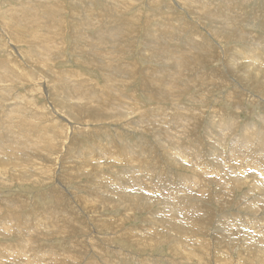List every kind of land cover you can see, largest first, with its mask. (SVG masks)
<instances>
[{
	"label": "rangeland",
	"instance_id": "rangeland-1",
	"mask_svg": "<svg viewBox=\"0 0 264 264\" xmlns=\"http://www.w3.org/2000/svg\"><path fill=\"white\" fill-rule=\"evenodd\" d=\"M9 1L12 2L13 0H0L1 10L7 11L12 7L9 6ZM59 1L61 9H63L56 11L61 20L60 26L55 17L45 18L46 22L42 26L47 34L44 33V35L52 41L50 48L53 50L51 52L58 51V53L50 55V62L43 63L39 58L38 61L37 59L34 61H30L28 58L22 59L24 56L22 50H25L26 46L14 43L11 37L8 38L9 32L5 33L4 38L1 31L3 26L0 24V38L5 39L4 45L3 42L0 43L1 55H3L2 51L6 53L8 51L9 54L13 55L8 58L0 56V66L5 67L6 61L12 60L20 67L18 70L21 72L23 70L32 72V66H36V70L40 72V74H36L37 79L32 82L25 81L23 76L17 77V80L13 79L8 85L7 94L10 97L5 102H22L24 99H28L30 102H34L38 110L46 116L42 120L44 126L51 125L60 127L61 131L68 130L67 136L64 135L67 139L64 137L59 143L55 140V143L47 146V154L43 160L49 161V164H41L43 169L48 172L46 175H41L43 183L33 185L29 182L13 181L14 179L8 174V183L11 182L12 184H7L6 187L0 185V264H249L246 260L250 258L251 252L248 254L242 250L245 244L240 232L242 234L245 232L238 228V225H242L246 217L248 219L251 216L256 217V220H261L259 231L262 230L260 232L263 234L259 233V235H264V203H258L253 199L254 193H258V191L253 192L249 189L253 171H255L253 168H257V175L261 177V170L258 166H260L263 157L260 158L261 153L259 152L254 153L256 157L254 159L246 155H244L246 158L240 156L239 159H236L233 156V159L232 155L229 154L232 149L231 142L244 134V132H240L245 127L248 128L250 134L258 135V133L252 132V129L255 128L264 134V97L257 93L259 89L264 91V86L257 89L251 83V81L259 82L264 78V64L259 61L254 64L247 60L240 61L239 70H246L247 68L243 70L241 67L249 64L252 66L251 69L248 68V79L251 81H243L239 74L235 73L234 68L227 65L226 60L234 53L232 48L239 49L244 55L247 50L254 48L251 43L255 45V42L264 41V0H235L237 6L234 5L233 9L227 10V7H224L226 10L224 12L223 8H220L221 16L228 15L240 19L237 23H233L231 20L233 24L227 23L225 20L204 18L200 21L202 17L199 15V11L203 8L196 4V0H193V3L187 2V8L179 0H167L171 4L167 7L174 10L175 17L182 19L180 22V19L173 18L168 26L165 23V28H169L167 31L173 29V31L176 30L174 32L177 34H179L178 31H182L180 35H175L176 38L172 42L164 40L163 32H159L160 23L152 16L154 9L149 6V0L136 1V4L131 7L127 14L119 10L116 11L115 16L109 10L111 0H93V3L87 8L81 7V0H72L77 8L71 7L68 0H58L57 2L59 3ZM204 1L207 11L212 15L217 13L213 10V6L217 8L225 3V1L220 2V0ZM215 2L217 3L215 4ZM210 4L213 6L210 7ZM12 5H15L14 2ZM80 8L85 19L86 16H98L93 18L95 24L91 29L92 34L88 36L89 39H86L82 34V30L73 31L76 28H73V24L81 22L80 17H78ZM191 10L196 12L192 14ZM162 14L166 15L165 12ZM123 16L131 20L128 26L129 33L118 39V43L113 42L112 50L111 47L108 50L105 49L101 46L102 38L99 34L107 27L110 30H113L114 27L119 28L113 23L116 21L115 19ZM133 16H136V20H138H132ZM210 21L225 31L222 41H219L210 30ZM53 22H56L57 26ZM82 26L86 28L85 23H81L77 28H82ZM28 28L29 26H26V29ZM48 29L50 36L47 33ZM55 30L57 33L53 34ZM110 33L108 32V34ZM150 33H153V36H150ZM74 34L78 35V40L74 38ZM54 35H56L55 38ZM197 36L208 39L215 46L213 47L216 52L204 50L199 54L197 52L198 45L195 43H203V39L202 41H194ZM226 37H231L238 42H227ZM153 39L158 40L160 47L171 49L172 56L177 58L175 60L154 58L157 52L154 50L156 46L152 43ZM53 41L56 42V46ZM9 44L10 46H8ZM117 45H121V50L123 49L121 53L124 54L115 53ZM93 49L98 50L99 56L96 61L90 58L95 53ZM110 50L113 53L109 52ZM153 52L156 53L153 55ZM105 54L108 56L102 57ZM181 56H184L182 62L185 60L189 62L188 68L193 69L194 72L184 70L182 75V66L180 77H175L172 98L163 100L158 95L159 88L170 79V76L179 71L177 63L182 59ZM163 57L165 56L163 55ZM195 58L199 59V64L202 67L198 66ZM107 65L119 69V73L112 74L110 80L103 79L101 73L100 67ZM164 65L170 68L167 72H163ZM129 67L133 72L129 71ZM153 71L162 72L161 75L166 74L157 82L146 86L144 81L151 77L150 73ZM52 73H56L64 80L69 79V83L75 77L68 73H76L79 76L78 80L80 79L81 87L88 90V94L89 91L92 96L99 94L97 103H101V110L93 113V123L77 121L75 124L76 121L68 116H56V114L51 113L53 111L51 109L53 108L52 103H54L52 97L55 94L47 84V80ZM114 77L121 78V80L128 78V85L115 84L112 81ZM185 77L192 79L187 85H183L185 84ZM15 80L16 82H13ZM179 83L183 84L178 85ZM32 92H36V94ZM105 94V101L100 100ZM92 96L90 97L92 98ZM93 98L96 100L95 97ZM73 103L71 102L70 105ZM93 104L95 103L93 102ZM2 106H0V124L2 123L1 118L4 117L2 109L6 108L3 104ZM43 106L49 107L45 109ZM135 106L138 108L136 109ZM12 107H7V109H12ZM114 109L117 111L116 113L123 114L125 112L128 115L123 119H112L110 114ZM134 109L137 110V115L133 111ZM177 114L188 115V118H193V120L187 125L181 126L180 129V125L173 122ZM109 116L110 120H106L105 117L109 118ZM97 118H102V120L98 121ZM221 118L230 123L228 132L227 128L222 125L223 120ZM79 123L80 125H78ZM232 123L233 127L236 125L237 130H232ZM186 139L189 142H185ZM199 139L200 143L198 142ZM177 143L179 146L184 143L185 146H183L190 147L189 150L192 152L188 149L187 152L184 148L178 149L176 157L171 152H173V144ZM213 147L217 149L215 150ZM86 149L91 151L88 155H85ZM183 150L187 154L186 157H184ZM258 155L260 156L258 157ZM83 156L85 159H82ZM214 156L218 159H215ZM86 159H88L87 162ZM170 161L176 162H173L174 164L171 166ZM198 161L199 163H197ZM221 161L225 163V168H223L225 170L228 168L231 170L234 162L245 165L243 168H248L246 174L249 177V186L238 189L233 188L231 184H226L217 187L216 183L219 181L221 183V178L219 176L220 179H217L212 174L217 163ZM245 161L246 164H244ZM78 164L80 165V173L76 174L75 170ZM50 166L54 167L53 170L50 169ZM162 167H166L170 171L171 177H167L166 180L158 177V172ZM82 169H86L87 172H82ZM225 170L221 169L223 173ZM203 172L205 174L211 172L213 178L210 179L214 180L212 184L206 186L201 184L199 178L204 174ZM185 181H189L190 184H185ZM117 183L119 187L129 190L140 185L142 191L145 189L143 192L149 191V196L146 198L144 197L145 194L140 195V200L132 202V210H124L123 207L114 209L104 207V196L107 198L111 193L103 190L101 197V195L95 194L94 188L97 185L98 189L100 186H104L109 190V186H114ZM146 187L148 188L146 189ZM194 187L197 189L195 190ZM177 188L184 189L182 191L186 194L189 207L185 206L184 202V206H182V198H180L182 194L176 192ZM157 190L162 194L161 196L158 194L153 196ZM95 199L97 202L100 201L98 203L102 205L98 204ZM169 200L171 203L168 202ZM120 201L129 207L130 202L123 198L117 200V202ZM249 203L257 214L254 215L249 210L244 209ZM193 204L196 207L195 210L201 209V211L193 212V216H196L193 225L195 223V227H197L190 235L201 244L196 249V255L202 254L203 256L190 259L186 253H178L180 250L178 245H176L178 249L175 246V249L172 250L168 243H161L157 240L165 228L159 213L165 215L162 211H166V213L183 221L181 217H184V208L187 212L186 210ZM167 205L170 206L169 210L165 207ZM191 208L194 210L193 207ZM209 211L210 213H208ZM198 221L201 224H198ZM180 223L182 224V222ZM153 225L155 227L152 229ZM3 229L6 231L4 232ZM159 229H161L160 232L151 233ZM200 229L202 231H199ZM238 230L242 231L238 233ZM151 234L152 239L147 244L149 247L141 249L137 245L138 240L150 237ZM260 236L259 240L261 241L262 236ZM191 250L193 251V248ZM240 250L241 255H237ZM253 262L251 261L250 264Z\"/></svg>",
	"mask_w": 264,
	"mask_h": 264
},
{
	"label": "bare ground",
	"instance_id": "bare-ground-1",
	"mask_svg": "<svg viewBox=\"0 0 264 264\" xmlns=\"http://www.w3.org/2000/svg\"><path fill=\"white\" fill-rule=\"evenodd\" d=\"M58 0H13L12 2H14L15 5H12V2L9 3V6L11 8L7 9V11L1 10L0 8V24L3 26L1 31L3 34V37L6 36V32L10 33V36L12 38V40L14 41V43L17 44H24V47L26 46L25 50H22V52L24 53V56L22 57V59L26 60V58H28L30 61H34L38 58L41 59V61L44 63L50 62V55L52 53H58V51L54 50V52H51L53 49L50 48L51 46V42L50 39H48L45 35H47L45 33V30L42 28V26L45 24V18L46 19H50V18H54L56 19V22L58 23V25L60 26L61 24V20L59 19L58 15L59 13H56V11H60L63 10L61 9V4L60 1L59 3L57 2ZM81 7L87 8L89 5H91L93 3V0H81ZM136 1L139 2V0H111V6L109 7L110 9V13L113 14L114 16L116 15V11L121 10L122 12H124L125 14H127L131 7L136 4ZM193 0H179V2L187 8V2H192ZM195 1V0H194ZM213 1V0H212ZM224 2V5H221L219 7H214L213 5L210 4V7L213 6V10L217 11L216 15H212L210 12L207 11L206 9V3L204 0H196L195 2H197L196 4H199L201 6V8H203L201 11H199V15L202 17L200 18V21H202V19H214V20H225L227 23H232L231 20H233V23H237L240 21V19L238 17H230L228 15L226 16H221L220 15V8H223L222 10L225 12V8L227 7V10L233 9L234 5L237 6V2L235 0H220V2ZM244 1V0H243ZM45 2V4H44ZM69 4L71 5V7H75L77 8L76 5L73 4L72 0H68ZM6 3V2H5ZM193 3V2H192ZM217 2H215L216 4ZM2 4V3H1ZM8 5V4H7ZM171 5L169 3V1L167 0H149V6L151 8H153V18H155L156 20L159 21V32H163V37L164 40H167L169 42L174 41V38H176V30L173 31V29H171L170 31H167L169 28L165 26L169 24V22L174 18V19H180V22H182L181 18H177L174 15V10L168 8L167 6ZM177 6V5H176ZM139 8V7H138ZM190 9V8H189ZM162 12H165L166 15H163ZM192 14H194V12H196L195 10H191ZM205 12V13H203ZM74 13V12H72ZM173 13V14H172ZM78 17H80L81 22L78 23H74L73 24V28H75L73 31H77V30H82V34L86 37V39H89V35L92 34L91 29L93 28L95 21H93L94 17H98L97 15H91V16H86V19L83 15V11L80 8V13L78 14ZM241 17V16H240ZM62 19V18H61ZM95 19V18H94ZM116 21L113 23L114 25L118 26L119 28L114 27L113 30H110L109 27H107L106 29H104L99 35L102 38V42H101V46L104 47L105 49H109L111 47V50L113 49V42L118 43V39H121L123 37V35H127L129 33V28L128 26L130 25V19L127 18L126 16L120 17L119 19H115ZM132 20H136V16L132 17ZM138 20V19H137ZM136 20V21H137ZM206 21V20H205ZM53 22L54 25L57 26V23ZM73 23V22H72ZM85 23V26H82V28H77L80 24ZM166 23V25H165ZM210 30L213 32V34L215 36H217V39L219 41H222V37L225 31L221 30V28L217 27V24H214L212 21H210ZM232 23V24H233ZM137 24V23H136ZM224 24V23H223ZM10 25H12V27H10ZM26 26H29L28 29H26ZM46 26V25H45ZM206 26V25H205ZM1 27V26H0ZM10 27V28H9ZM170 27V26H169ZM223 27V26H222ZM225 27V26H224ZM237 27V26H236ZM134 28V27H133ZM132 28V29H133ZM168 28V29H167ZM171 28V27H170ZM188 28V27H187ZM63 29V28H62ZM136 29V28H135ZM235 29V28H234ZM47 30V29H46ZM61 30V29H60ZM231 30V29H230ZM49 29H48V35L49 33ZM54 32V31H53ZM108 32H111L110 34H108ZM180 35L182 31H178ZM232 32V31H231ZM45 33V35H44ZM56 30L53 34H56ZM62 33V32H61ZM235 33V32H234ZM153 33H150V36ZM212 35V34H211ZM50 36V35H49ZM52 36V35H51ZM56 35H54L55 38ZM59 36V35H58ZM153 36V35H152ZM156 36V35H155ZM214 36V37H215ZM61 37V36H60ZM157 37V36H156ZM5 38V37H4ZM53 38V39H54ZM74 38H76V40L79 39L78 35L74 34ZM216 38V37H215ZM52 39V40H53ZM194 39V38H193ZM203 39V43H195L198 45L197 48V52H199V54L204 51V50H210L213 52H216L215 50V46L208 40L205 39L201 36H197V38L194 39V41L198 40V41H202ZM226 41H235L233 38L231 37H226L225 38ZM5 40V39H4ZM2 38H0V43L4 41ZM55 40V39H54ZM207 42H205V41ZM11 41V39H10ZM9 41V42H10ZM56 41V40H55ZM238 42V40H236ZM234 43H237V42ZM166 42V41H165ZM189 42V41H186ZM12 43V42H10ZM54 43V41H53ZM56 43V42H55ZM54 43V45H55ZM112 43V44H111ZM152 43L156 46L154 48V50L157 52H153L156 53V57L154 56V58L156 59H166V60H175L177 57L176 56H172V51L171 49H164L163 47H160V44L158 42V40L153 39ZM193 43V42H192ZM256 44H252L253 45V49L251 50H247L244 55L242 54V52L237 49V48H232L234 53H232V56H230L226 61L228 62L227 65L230 67H233L235 70L236 74H239V77L243 80V81H251L250 79H248V68L251 69L252 66L249 64L248 66L245 67H241L243 70L245 68H247L246 70L242 71L239 70V64H241L240 61H249L251 64L256 63L257 61L262 62L264 64V53H263V48H264V41L260 40L259 42H255ZM5 43L3 42V45ZM16 44V45H17ZM111 44V45H110ZM15 45V44H14ZM10 46V44L8 45ZM56 46V45H55ZM121 45H117V50L115 51V53H121ZM214 46V47H213ZM255 46H257V48H255ZM19 48H21L20 46H18ZM1 48V45H0ZM18 48V49H19ZM252 48V47H251ZM24 49V48H22ZM59 49V48H58ZM125 49V48H124ZM7 50V49H4ZM75 51L77 49H74ZM95 51V53L90 56V58L92 60L96 61V58H98L99 54L97 53L98 50L93 49ZM109 52H112V51ZM162 53L165 57H163ZM3 55H1V51H0V56H4L5 58L8 57H12L13 55L9 54L8 51L3 52ZM113 53V52H112ZM123 53V52H122ZM121 53V54H122ZM14 54V53H13ZM124 54V53H123ZM115 55V54H114ZM108 56V54L103 55L102 57H106ZM121 55L119 54V57ZM185 56V55H184ZM184 56H181V60L177 63V67L179 69V71L175 74L170 76V79L167 80L165 82V84L163 83V86L161 88H159V97L162 98L163 100L165 98H167L168 100L172 98L173 94H172V88L174 87L175 84V77L178 78L181 75V67H182V75H183V71L186 70L188 72H194L193 69H189V62H187L186 60L184 62H182ZM55 57V56H54ZM61 57V55H60ZM66 57V56H65ZM114 57V56H113ZM117 57V56H116ZM158 57V58H157ZM179 57V56H178ZM20 58V57H19ZM21 59V58H20ZM106 59V58H105ZM5 60V59H4ZM2 60V61H4ZM52 60V59H51ZM117 60V59H116ZM119 60V59H118ZM196 62L199 64V59L195 58ZM23 61V60H22ZM240 62V63H239ZM33 63V62H32ZM109 63V62H108ZM4 64V63H3ZM31 65V63H28ZM41 64V63H40ZM188 64V65H187ZM5 65V64H4ZM34 65V64H33ZM37 65V64H36ZM102 65V64H100ZM245 65V64H244ZM40 66V65H39ZM50 66V65H49ZM200 67H202L200 64L198 65ZM225 66V65H224ZM197 67V66H196ZM226 67V66H225ZM25 68V67H24ZM36 66H32L31 70L32 72H28L27 70H23V72H21V70L19 71L18 69H20V67H18L12 60H8V62L6 61V66H0V106H2V104L4 105V107L6 106L5 109H2V115L4 116L3 118H1L2 123L0 124V185L5 186L7 184L10 185L11 182L8 183L7 177L8 174H10V176L14 179L13 181H18V182H29L32 183L33 185H37V184H41L42 182V176L41 175H46L48 172L43 169V167L41 166V164L43 165H47L49 164V161H44L43 159H45V156L47 154V146L50 144L55 143V140L57 141V143H59V141L64 138L66 135L67 136V132L68 130H62L60 129V127H53L51 125H47L44 126L43 124V119L46 118V116L44 114H42L39 110L37 105L34 102H30L28 99H24L22 102H5V100H8L9 94H7L8 92V85L11 84L13 79H16L19 76H23L25 81H35L37 79L38 76H36V74H40V72H38L36 70ZM41 68V67H40ZM47 68V67H46ZM101 68V73H102V77L105 80H110L112 76V74H117L119 73V69L118 68H114L111 67L110 65L104 66V67H100ZM166 68V69H165ZM195 68V67H194ZM198 68V67H197ZM240 68V69H241ZM264 68V67H263ZM23 69V68H22ZM26 69V68H25ZM30 69V68H29ZM130 72H133L132 69H130V67L128 68ZM170 68L166 65H164V70L163 72H167ZM199 69V68H198ZM258 69H261V67H258ZM30 70V71H31ZM48 70V69H47ZM157 70V69H156ZM197 70V69H196ZM149 71V70H148ZM43 72V71H41ZM63 73V72H62ZM48 74V73H47ZM71 74L72 77L74 76L76 81H71L70 83L68 82L69 79L64 80L62 79V77L56 75V73H52L48 76V80H47V84L49 85V87L53 90V93L55 94L52 97V101L54 103H52L53 108H51L53 111L51 113H53L54 115L56 114V116L58 115H64V116H68L70 119L75 120V124L80 121H85V122H94L93 119V113L94 112H98L99 109L101 110V103H97L98 99V95L99 94H94L95 96H92V94L89 91L88 94V90H85L81 87L80 85V79L78 80V75L76 73H68ZM107 74V75H105ZM151 77L148 78V80L144 81L145 85L148 86L149 84H153L155 82H157L158 79L162 78L164 75H161L162 72H151ZM201 74V73H200ZM153 75V76H152ZM195 75V74H194ZM190 76V74H189ZM196 76V75H195ZM14 77V78H13ZM69 77V76H68ZM71 77V78H72ZM184 77V76H183ZM19 79V78H18ZM40 79V78H38ZM62 79V80H61ZM143 79V78H142ZM186 79V77H185ZM17 80V79H16ZM13 81V82H16ZM43 80V79H42ZM41 80V81H42ZM45 80V79H44ZM59 80V81H58ZM127 80L126 79H122L121 78H117L114 77L112 78V81L115 82V84L118 85H126L127 84ZM20 81V80H19ZM58 81V82H57ZM67 81V82H66ZM183 81V80H182ZM190 81H192V79H186L185 80V84L183 83H179L183 84V85H187ZM37 82H39L37 80ZM57 82V83H56ZM73 82V85H72ZM20 83V82H19ZM34 83V82H33ZM40 83V82H39ZM253 86L255 88H260L262 86H264V78L262 80H260L259 82H252ZM46 84V83H45ZM15 85V84H14ZM128 85V84H127ZM20 86V85H19ZM13 87V86H12ZM17 87V86H16ZM14 87V89L16 88ZM22 87V85H21ZM40 87V86H39ZM20 88V87H19ZM24 88V87H23ZM17 89V88H16ZM39 90V89H38ZM183 90V89H182ZM14 91V90H13ZM16 91V90H15ZM16 93V92H15ZM19 93V92H18ZM35 93L36 92H32ZM257 93L260 94V96L262 95V97H264V91L259 89L257 91ZM7 94V96H6ZM31 94V93H30ZM43 94V93H42ZM168 94H171V96H168ZM179 94V93H178ZM15 95V94H14ZM27 95V94H26ZM32 95V94H31ZM52 95V94H51ZM50 95V96H51ZM6 96V97H5ZM33 96V95H32ZM49 96V97H50ZM92 96V98L90 97ZM27 97V96H26ZM96 98V100H94V98ZM105 97L106 94L100 98V100L105 101ZM21 98V97H20ZM224 98V97H223ZM222 98V99H223ZM19 99V98H18ZM16 99V100H18ZM36 99V98H35ZM13 100V99H12ZM22 100V99H21ZM51 100V99H50ZM33 101V100H32ZM38 102V101H37ZM69 102V103H66ZM71 102H74L72 105H70ZM93 102L95 104H93ZM38 104V103H37ZM14 106V107H12ZM3 107V106H2ZM7 107H12V109H7ZM44 107V106H43ZM49 107V106H48ZM48 107H44L45 109H47ZM135 108L137 109L138 107L135 106ZM19 109V111H17ZM111 109V108H110ZM134 109L133 111L136 113L137 115V110ZM9 110V111H8ZM49 110V109H48ZM115 110V109H114ZM111 111V118L112 119H123L125 118L128 113H123V114H119L116 113L117 111L115 110ZM108 111V109H107ZM110 112V111H109ZM128 112V111H127ZM101 113V112H100ZM108 113V112H106ZM114 113V114H113ZM133 113V112H132ZM116 114V115H115ZM118 114V115H117ZM31 115V117H30ZM110 116L109 118H106V120H110ZM67 117V119H68ZM104 117V116H103ZM102 117V118H103ZM102 118H97L98 121L102 120ZM195 118V117H194ZM96 119V120H97ZM104 119V120H105ZM196 119V118H195ZM222 119V118H221ZM192 119L188 118V115H181V114H177L176 117L174 118V123L177 125H180V129L181 126H185L187 125L189 122H191ZM223 120V119H222ZM70 121V120H69ZM113 121V120H112ZM195 121V120H194ZM63 122V121H62ZM104 122V121H103ZM116 122V121H115ZM223 126H225V128H227V132H228V127H229V122L226 120H223ZM234 123V121H232ZM186 123V124H185ZM195 123V122H194ZM193 123V124H194ZM233 123H232V130H237L235 128L236 125H234L233 127ZM60 124V123H59ZM192 124V123H191ZM235 124V123H234ZM63 125V124H61ZM80 125V123L78 124ZM190 125V124H189ZM188 125V126H189ZM221 125V124H220ZM67 126V125H66ZM159 126V125H158ZM187 126V127H188ZM247 126V125H246ZM77 127V126H75ZM160 127V126H159ZM190 127V126H189ZM64 128V127H63ZM67 128V127H66ZM192 128V127H190ZM222 128V127H221ZM187 129V128H186ZM231 130V132H233ZM187 131V130H186ZM225 131V129H224ZM241 137L234 139V141H232V149L230 150V154L232 155L231 157L234 159V157L236 159H239L240 156H250L256 158L254 156V153H261V157H263V159H261L262 161L260 162V170H261V177H258V173H257V168H253L255 171H253V178L251 181V187L249 188L251 191H258V193H254L253 195V199L258 201V203H264V167H263V163H264V134L263 132H260L259 130H257V128L252 129V132L258 133V135H253L252 133L250 134L248 128L245 127V129L241 130L240 133H243ZM221 133V132H220ZM223 133V132H222ZM226 134V132H225ZM231 134V133H230ZM212 136V134H211ZM229 136V135H228ZM189 137V136H188ZM206 137V136H205ZM66 138V137H65ZM227 138V137H225ZM67 139V138H66ZM194 139V138H193ZM196 139V138H195ZM198 139V138H197ZM207 139V138H206ZM210 139V138H208ZM231 139V137H230ZM63 140V139H62ZM207 141V140H206ZM210 141V140H209ZM181 142V141H180ZM185 142H189L187 139ZM200 143V139L198 141ZM215 142V141H214ZM205 143V142H204ZM64 144V143H63ZM173 153L174 155H178V149H183L184 150L187 149L189 150L190 147L185 146V144L183 143V147L179 146V143L177 144H173ZM196 145V144H195ZM194 145V146H195ZM200 145V144H199ZM214 145V143H213ZM216 145V144H215ZM224 145V144H222ZM193 146V145H192ZM203 146V145H202ZM205 146V145H204ZM211 146V145H210ZM201 147V145H200ZM209 148V146H207ZM227 147V146H226ZM230 147V148H231ZM175 148V150H174ZM214 148V147H213ZM221 148V147H220ZM198 149V148H197ZM205 149V148H204ZM215 149V148H214ZM217 149V148H216ZM215 149V150H216ZM184 150L182 151L183 153ZM199 150H202L199 148ZM213 150V149H212ZM214 150V151H215ZM220 150V149H219ZM227 150V149H226ZM190 151V150H189ZM203 151V150H202ZM218 151V150H217ZM91 151L89 149H86L85 155H88V153H90ZM133 152V151H131ZM188 152V151H187ZM192 152V151H190ZM212 152V151H211ZM129 153V152H128ZM224 153V152H223ZM198 154V153H197ZM225 154V153H224ZM186 153L184 154V157H186ZM194 155V154H193ZM202 155V154H201ZM226 155V154H225ZM239 155V156H238ZM258 155V157L260 156ZM121 156V155H120ZM170 156V155H169ZM197 156V155H196ZM234 156V157H233ZM238 156V157H237ZM171 157V156H170ZM175 157V156H174ZM199 157V155H198ZM203 157V156H202ZM215 157V156H214ZM213 157V158H214ZM245 157V156H244ZM257 157V158H258ZM41 158V160H40ZM121 158V157H120ZM172 158V157H171ZM180 158V157H179ZM228 158V157H227ZM246 158V157H245ZM248 158V157H247ZM57 159V158H54ZM82 159H85V156L82 157ZM176 159V158H175ZM190 159V158H189ZM215 159H218L215 157ZM220 159V158H219ZM222 159V158H221ZM224 159V158H223ZM250 159V158H249ZM194 160V159H193ZM199 160V159H198ZM241 160V159H240ZM245 160V159H244ZM259 160V158L257 159ZM88 161V159H86V162ZM178 161V160H177ZM195 161V160H194ZM220 161V160H219ZM237 161V160H236ZM91 162V161H90ZM167 162V161H166ZM173 162L176 161H170V165L173 166ZM239 162V160H238ZM242 162V161H241ZM248 162V161H247ZM190 163V162H189ZM199 163V161L197 162ZM232 163V162H231ZM244 163V162H243ZM250 163V161L248 162ZM255 163V162H254ZM192 164V163H191ZM227 164V163H226ZM246 164V161L245 163ZM194 165V164H193ZM259 165V164H258ZM191 166V165H190ZM243 164L240 163H232V168L231 170H225L223 168H225V163L224 162H219L216 165V168L213 170V174L215 176V178H221V183L220 181L216 183L217 187H220L222 185H226V184H231V186L233 188H241L243 186H249L250 181H249V177L247 176V169L243 168ZM256 166V165H255ZM72 167V166H71ZM196 167V166H195ZM201 167V166H200ZM53 166H50V169L53 170ZM80 165L78 164L77 169L75 170L76 174L80 173ZM88 169V168H87ZM189 169V168H188ZM193 169V168H192ZM206 169V168H205ZM222 170H225L224 173ZM86 170V169H85ZM82 169V172H87ZM66 171V170H65ZM195 171V170H194ZM205 171V170H204ZM72 172V170H71ZM169 172V173H168ZM204 173V172H203ZM211 172H209V174H203L200 176L199 179L201 184L203 183L204 186L206 185H210L212 184V182L214 180H211L213 178V176L210 174ZM68 174H70V172H68ZM74 175V174H73ZM103 175V174H102ZM167 175V176H165ZM169 175V176H168ZM72 176V173H71ZM89 176V175H88ZM218 176V177H216ZM78 177V176H77ZM158 177H162V179L166 180L167 177H171L170 175V171L167 170L166 167H162V169L158 172ZM11 178V179H12ZM211 178V179H210ZM214 178V179H215ZM219 178V179H220ZM42 179V180H41ZM48 179V178H47ZM104 179V178H103ZM169 179V178H168ZM182 179V178H181ZM216 180V179H215ZM10 181V180H9ZM184 181V180H183ZM179 182V181H178ZM190 182L185 181V184ZM196 183V182H195ZM12 184V183H11ZM102 184H105L104 182H102ZM202 184V185H203ZM111 185V184H110ZM119 184H115L114 186H107L108 189L107 190L106 187L104 186H100V188L98 189V186L96 185V188H94L95 190V194H102L103 190H106L108 192H110L111 194L105 198L104 196V202L105 206L104 207H108L110 209H114L117 207H123L124 210H132V202L133 201H138L140 200V195L145 194L144 197H148L149 195V191L147 193L143 192L141 190V186L140 185H136L134 186V188L132 187V190H129L128 188H123V187H119ZM228 186V185H227ZM230 186V187H231ZM229 187V186H228ZM225 186V188H228ZM148 187H146L147 189ZM195 188V187H194ZM197 188H195L196 190ZM248 189V190H249ZM184 189H180L177 188L176 192L182 194L180 198H182V206H188V200L186 199V194L182 191ZM212 190V189H211ZM247 190V191H248ZM153 191V190H152ZM224 191V190H222ZM229 191V190H228ZM151 192V191H150ZM202 192L204 193V191L202 190ZM207 192V191H206ZM238 192V191H237ZM251 192V193H253ZM223 193V192H222ZM228 193V192H227ZM162 195L159 193V191H155V193H153L154 195ZM98 195V196H99ZM171 195V194H169ZM168 195V196H169ZM174 195V194H173ZM207 195V194H206ZM227 195V194H226ZM152 196V197H153ZM219 196V195H218ZM97 197V196H95ZM102 197V195H101ZM158 197V196H157ZM167 197V196H166ZM92 198V197H91ZM94 198V197H93ZM98 198V197H97ZM125 199L126 201L130 202L128 204L129 207L126 206V204L122 201L117 202L118 199ZM143 198V196H142ZM145 198V199H146ZM203 198V197H202ZM157 199V198H156ZM155 199V200H156ZM205 199V198H204ZM96 200V199H95ZM144 200V199H143ZM154 200V201H155ZM175 200V199H174ZM136 201V202H137ZM150 201V200H148ZM153 201V200H152ZM222 201V200H221ZM97 202V200H96ZM100 202V201H98ZM97 202V203H98ZM168 202L171 203V200H169ZM184 202V204H183ZM148 203V202H147ZM150 203V202H149ZM154 203V202H152ZM225 204V202H223ZM100 204V203H98ZM102 205V204H100ZM150 205H152L150 203ZM93 206V205H92ZM134 206V205H133ZM137 206V205H136ZM226 206V205H225ZM244 206V205H243ZM251 203L247 204L245 206L244 209L249 210V212H252L254 215L255 213L257 214V212L255 211V209L251 208ZM98 207V206H97ZM102 207V206H101ZM129 209H126V208ZM146 207V206H144ZM149 207V206H148ZM151 207V206H150ZM168 208H170L169 205L165 206ZM193 207L194 210L191 208ZM188 210H186L187 212H185V208H184V217H181L183 221H180V219H177L175 216L170 215L169 213H166V211H162L163 213H165V215L159 213V216L162 219L163 222V226L164 231L158 236V240L161 243L165 242L168 243V245L171 247V249H175V246L178 245V247H180L179 250V254L180 252L183 254H187V256L192 259V258H199V256L196 255V249L199 245H201L199 242L195 241L193 239V237L190 235L195 229V223L193 225V222L196 218V216H193V212H199L201 211V209L195 210L196 207L193 204ZM141 208V206H140ZM139 208V209H140ZM198 208V207H197ZM16 209V208H15ZM134 209V208H133ZM164 209V206H163ZM176 209V206H175ZM174 210V209H173ZM182 210V209H181ZM203 210V209H202ZM210 210V209H209ZM257 210V208H256ZM134 211V210H133ZM132 211V212H133ZM183 211V210H182ZM204 211H206L204 209ZM128 212V211H127ZM135 212V211H134ZM154 212V211H153ZM76 213V212H75ZM174 213V212H173ZM177 213V212H176ZM175 213V214H176ZM203 213V212H201ZM210 213V211L208 212ZM178 214V213H177ZM195 214V213H194ZM11 215V214H10ZM152 216V215H151ZM179 216V215H178ZM181 216V215H180ZM183 216V214H182ZM199 216V213H198ZM201 216V215H200ZM81 217V216H80ZM186 217V218H185ZM152 218V217H151ZM150 218V219H151ZM203 218V217H201ZM206 218V217H205ZM64 219V218H63ZM200 219V218H199ZM14 220V219H13ZM30 220V219H29ZM41 220V219H40ZM153 220V219H152ZM197 220V219H196ZM7 221V220H6ZM5 221V222H6ZM207 221V220H205ZM260 221L261 220H256V217H252L250 219H248V217H246L244 219V222H242V225H238V228L242 229L245 233L242 234V230H238V233L240 232L241 234V238L243 239V242L245 244L244 248H242L243 251H246L244 253H250V258H247L246 261L249 262V264L251 263V261H254L253 264H264V235L262 236L261 234H263V232H260L262 230L259 231L260 229ZM180 222H182V225ZM197 223V222H196ZM206 223V222H205ZM3 224V223H2ZM63 224V223H62ZM198 224L199 223L198 221ZM24 225V224H23ZM32 225V224H31ZM62 226V225H61ZM205 226V225H204ZM203 226V227H204ZM155 227V225H153L151 228L153 229ZM6 228V227H5ZM26 228V226H25ZM201 229H202V225H201ZM199 231H202V230ZM263 229V228H262ZM31 230V229H30ZM161 229L151 232L152 234L160 232ZM4 231V229H3ZM6 231V230H5ZM4 231V232H5ZM251 233H250V232ZM196 232V231H195ZM1 233L2 230H1ZM20 233V232H19ZM32 233V232H29ZM201 233V232H200ZM259 233H261L260 235L262 236L261 241L259 240ZM28 234V233H27ZM34 234V233H33ZM36 234V233H35ZM152 234L150 235V237H143L140 240H138L137 245L140 246L141 249H145L147 246V244L151 241L152 239ZM197 234V233H195ZM174 235V236H173ZM257 235L258 238H257ZM29 236V235H28ZM146 236V234H145ZM200 236V235H198ZM260 236V237H261ZM7 237V236H6ZM142 237V236H140ZM22 238V237H21ZM29 238V237H28ZM239 238V239H241ZM257 238V239H256ZM198 239V238H195ZM117 240V239H116ZM199 240V239H198ZM225 241V240H224ZM122 244V243H121ZM194 244V246H193ZM128 247V246H127ZM177 247V246H176ZM177 247V249H178ZM8 248V247H7ZM16 248V247H14ZM193 248V251L191 250ZM21 249V248H20ZM176 249V250H177ZM199 249V248H198ZM2 250V248H1ZM9 250V249H8ZM19 250V249H18ZM33 250V249H32ZM209 250V249H208ZM21 251V250H20ZM195 251V252H194ZM13 252V251H12ZM176 252V251H175ZM202 252V251H201ZM208 252V251H207ZM159 253V252H158ZM174 253V252H173ZM177 253V252H176ZM204 253V252H203ZM231 253V252H230ZM18 254V253H17ZM21 254V253H20ZM175 254V253H174ZM221 254V253H220ZM236 254V253H235ZM249 254V253H248ZM6 255V254H5ZM182 255V254H181ZM214 255V254H213ZM237 255H241V250L240 253H238ZM186 256V255H185ZM203 256V255H202ZM206 256V255H205ZM179 257V256H178ZM181 257V256H180ZM183 257V256H182ZM219 257V254H218ZM246 257V256H244ZM243 257V258H244ZM2 258V257H1ZM5 258V257H3ZM10 258V256H9ZM22 258V257H21ZM207 258V257H206ZM12 259V258H11ZM10 259V260H11ZM15 259V258H14ZM193 259V260H194ZM9 260V259H8ZM185 260V259H184ZM189 260V259H188ZM245 260V259H244ZM190 261V260H189ZM188 261V263H189ZM240 261V260H239ZM96 262V260H95ZM186 262V261H185ZM202 262V261H201ZM204 262V261H203ZM212 262V260H211ZM22 263V262H21ZM153 263V262H152ZM235 263V262H234ZM247 263V262H246ZM154 264V263H153ZM224 264V263H223ZM244 264V263H242Z\"/></svg>",
	"mask_w": 264,
	"mask_h": 264
}]
</instances>
